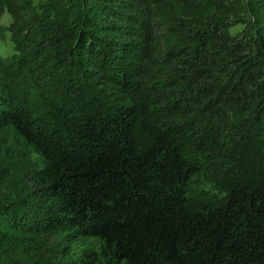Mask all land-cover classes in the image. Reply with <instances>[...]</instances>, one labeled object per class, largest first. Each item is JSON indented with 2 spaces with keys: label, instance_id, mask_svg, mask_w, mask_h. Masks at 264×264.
Instances as JSON below:
<instances>
[{
  "label": "trees",
  "instance_id": "16d2710c",
  "mask_svg": "<svg viewBox=\"0 0 264 264\" xmlns=\"http://www.w3.org/2000/svg\"><path fill=\"white\" fill-rule=\"evenodd\" d=\"M3 9L0 264H264V0Z\"/></svg>",
  "mask_w": 264,
  "mask_h": 264
},
{
  "label": "rangeland",
  "instance_id": "374dc122",
  "mask_svg": "<svg viewBox=\"0 0 264 264\" xmlns=\"http://www.w3.org/2000/svg\"><path fill=\"white\" fill-rule=\"evenodd\" d=\"M11 21H12L11 14L6 9H3L0 12V55L2 56H9L14 52L13 42L10 38V30L8 27ZM243 27H244L243 23L239 22L229 26V31L235 34L243 30ZM101 264H105V262L102 261Z\"/></svg>",
  "mask_w": 264,
  "mask_h": 264
}]
</instances>
